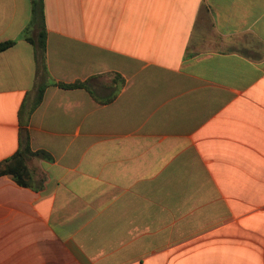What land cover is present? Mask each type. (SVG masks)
<instances>
[{"label": "crops", "instance_id": "crops-1", "mask_svg": "<svg viewBox=\"0 0 264 264\" xmlns=\"http://www.w3.org/2000/svg\"><path fill=\"white\" fill-rule=\"evenodd\" d=\"M42 1L46 72L0 0V162L52 158L0 176V264H264V0Z\"/></svg>", "mask_w": 264, "mask_h": 264}, {"label": "trees", "instance_id": "trees-1", "mask_svg": "<svg viewBox=\"0 0 264 264\" xmlns=\"http://www.w3.org/2000/svg\"><path fill=\"white\" fill-rule=\"evenodd\" d=\"M38 24L39 32L37 36L36 43L29 37V28L23 31L22 37L33 44H36L37 47L42 52L41 60V71L46 72V65L44 54L46 50V28L44 23L43 15V1L42 0H31V21L29 27ZM16 41H5L0 43V53L6 51L7 49L14 46ZM47 85H41L38 89L37 98L34 104L36 107L41 99L44 92V89ZM62 89H73L79 87H85V84L76 83L72 85L58 84ZM33 158H40L46 161H51V156L45 151H32L29 144L27 143L20 151H17L11 157L0 162V176H10L17 184L28 187L31 182V169L29 168V161Z\"/></svg>", "mask_w": 264, "mask_h": 264}, {"label": "rangeland", "instance_id": "rangeland-1", "mask_svg": "<svg viewBox=\"0 0 264 264\" xmlns=\"http://www.w3.org/2000/svg\"><path fill=\"white\" fill-rule=\"evenodd\" d=\"M28 165H29V167H30V166H33L32 160L29 161V164H28ZM33 168H34V167H33ZM33 168H32V170H33Z\"/></svg>", "mask_w": 264, "mask_h": 264}]
</instances>
